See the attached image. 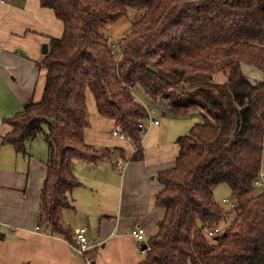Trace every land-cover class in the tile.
Segmentation results:
<instances>
[{
	"label": "trees",
	"instance_id": "trees-1",
	"mask_svg": "<svg viewBox=\"0 0 264 264\" xmlns=\"http://www.w3.org/2000/svg\"><path fill=\"white\" fill-rule=\"evenodd\" d=\"M39 1L62 21L64 33L50 39L38 63L46 70L43 98L5 119L11 131L2 141L19 154L41 136L48 146L41 197L46 232L74 243L63 212L83 185L78 162L127 160L123 147L85 141L90 94L99 114L134 145L130 159H144L141 124L148 113L135 94L140 88L174 118L206 115L178 137L175 167L157 176L164 189L155 205L165 216L142 264H264V190L255 188L264 163V80L253 84L242 69L247 64L264 73V0ZM131 9L141 11L139 19L110 42V25ZM220 72L227 76L223 84L213 81ZM221 184L238 201L231 211L215 200ZM224 221L225 229L210 237L207 230Z\"/></svg>",
	"mask_w": 264,
	"mask_h": 264
},
{
	"label": "crops",
	"instance_id": "crops-1",
	"mask_svg": "<svg viewBox=\"0 0 264 264\" xmlns=\"http://www.w3.org/2000/svg\"><path fill=\"white\" fill-rule=\"evenodd\" d=\"M3 1L0 96H5L1 107L8 116H0V264H84L75 243L46 232L41 197L48 169L47 144H41L40 138L30 140L26 154H19L2 141L11 131L5 119L43 98L46 70L38 65L44 57L42 47L48 44L49 48L51 38H61L64 25L39 0ZM88 108L92 114L85 141L98 148L123 147L127 160L123 169L116 166L119 159L115 158L97 165L78 162L75 172L83 185L73 191V206L64 210L63 223L72 240L79 228L87 227L88 237L102 243L93 264H142L140 243L131 231L143 227L147 241L159 232L165 210L155 205L156 195L164 189L157 176L176 165L181 136L177 131L182 124L170 118L165 128L162 121L151 123L143 137L144 159L135 161L130 159L134 145L112 135L116 124L99 114L92 94Z\"/></svg>",
	"mask_w": 264,
	"mask_h": 264
},
{
	"label": "rangeland",
	"instance_id": "rangeland-1",
	"mask_svg": "<svg viewBox=\"0 0 264 264\" xmlns=\"http://www.w3.org/2000/svg\"><path fill=\"white\" fill-rule=\"evenodd\" d=\"M140 14H141V11L131 9L128 11L127 14L120 16L116 22L111 24L109 27V31H108L110 42H112V43L114 41L117 42L121 38V36L123 35V32L129 26H131L135 21H137L139 19ZM242 69H243V72L245 74L246 79L248 81L252 82L253 84H258L264 80V73L262 71L258 70L257 68L250 66V65H247V64H243ZM213 81L216 83L223 84L227 81V76L224 72H220V73L215 75ZM135 94L139 98V100L145 104L146 107L156 108V114L154 115V117L159 122L162 121V128L168 127V124H169L168 118H170L172 120L175 119L174 121H176V123L182 124L180 127H178L180 129L177 131V133L181 134V135H185L189 132L190 128L193 125H195L199 122L205 121L206 115L201 110L192 112L188 117H186L184 119H177V118H174L169 113V111L164 106V104H153L142 89H140V88L135 89ZM3 99H5V96H0V116L5 117L8 115H7V113H4V111L2 110V107H1ZM15 112H17V111H15ZM89 112L91 113L90 108H89ZM151 123H152L151 119H147L145 121L146 127L144 129V132L147 130L149 131L150 127L152 126ZM42 129L44 132H48L47 125H43ZM38 141L43 145L46 144L42 136L40 137V139H38ZM214 197H215V200L223 208H225L226 211H231L236 206V204L238 202L237 199L232 195V191H231L228 184H221V185L217 186L214 190ZM224 199H228V202H224ZM228 223H229V221H224L223 223H221L218 226V228H220L221 231H223L225 229V227L228 225Z\"/></svg>",
	"mask_w": 264,
	"mask_h": 264
},
{
	"label": "built area",
	"instance_id": "built-area-1",
	"mask_svg": "<svg viewBox=\"0 0 264 264\" xmlns=\"http://www.w3.org/2000/svg\"><path fill=\"white\" fill-rule=\"evenodd\" d=\"M1 2H4L1 0ZM113 46V45H112ZM114 47V46H113ZM147 113H148V119H151V122L153 124H159V121L155 119L154 115L156 114V108L154 107H147ZM146 127L145 122L141 124V127ZM112 135L119 137L123 140L130 141L129 137L126 136V134L123 133L121 126H115V128L112 130ZM117 167L119 169L124 168V161L119 159L115 162ZM255 188L257 191H263L264 190V163H263V169L261 171V174L259 178L255 182ZM224 202H228V199H224ZM37 229H40V226H37ZM208 235L210 237L216 236L221 233V229L218 227H214L207 230ZM131 235L137 240L138 243H140L139 247V253L141 256L145 257L147 252L152 249V246L149 244V241L146 240V230L141 227H135L131 231ZM74 247L76 250L82 255L84 264H93V262L96 259V252L101 247V242L98 240H91L88 237V228L87 227H81L79 228L74 237Z\"/></svg>",
	"mask_w": 264,
	"mask_h": 264
},
{
	"label": "water",
	"instance_id": "water-1",
	"mask_svg": "<svg viewBox=\"0 0 264 264\" xmlns=\"http://www.w3.org/2000/svg\"><path fill=\"white\" fill-rule=\"evenodd\" d=\"M48 51H49L48 44H44L42 47V53L44 55H46V54H48ZM224 236H225V234H224Z\"/></svg>",
	"mask_w": 264,
	"mask_h": 264
}]
</instances>
